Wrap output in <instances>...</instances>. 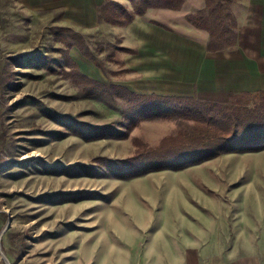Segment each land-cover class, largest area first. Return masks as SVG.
I'll use <instances>...</instances> for the list:
<instances>
[{
	"label": "rangeland",
	"instance_id": "rangeland-1",
	"mask_svg": "<svg viewBox=\"0 0 264 264\" xmlns=\"http://www.w3.org/2000/svg\"><path fill=\"white\" fill-rule=\"evenodd\" d=\"M161 12L139 16L129 35L128 26L102 19H89L86 27L69 23L62 8L34 11L25 0H0V236L12 220L0 264H8L6 258L10 264H184L180 258L189 249L197 250L200 264H229L247 261V252L264 246V150L162 171L104 165L100 158L133 157L136 138L157 147L165 137L191 131L194 122L168 113L132 123L122 100L107 98V105L87 98L64 70L25 61L45 54L65 63L61 49L68 47L53 30L68 27L106 66L69 48L87 77L143 95L166 92L153 81L129 88L139 78L131 65L150 58L127 62L131 54L121 50L137 51L143 37L136 34L146 25L169 22ZM170 28L196 37L181 24ZM53 114L111 130L88 140ZM118 130L123 136L113 137ZM254 227L262 238L251 241Z\"/></svg>",
	"mask_w": 264,
	"mask_h": 264
},
{
	"label": "trees",
	"instance_id": "trees-1",
	"mask_svg": "<svg viewBox=\"0 0 264 264\" xmlns=\"http://www.w3.org/2000/svg\"><path fill=\"white\" fill-rule=\"evenodd\" d=\"M131 8L117 0H107L99 10V19L113 26H129L137 16H144L150 9L182 10L186 0H127ZM207 7L195 13H189V20L197 29L210 34L208 51H233L236 49L239 33L237 18L231 14L229 0H206ZM163 28H168L159 24ZM158 25V26H159ZM55 38L67 49L65 63L49 55L38 54L37 59L25 57L31 66L44 64L54 73L64 70V77L82 87L85 97H92L109 105L107 98H118L125 102L129 109L128 119L140 122L144 119H162L169 115L180 114L192 120L191 131H183L175 136L162 139L157 147L147 145L139 138L133 157L112 160L104 157L99 161L110 167L125 168L131 171H162L163 169H180L187 165L197 164L221 154L264 150V90L255 92L232 93L227 103L202 101L197 97L167 96L157 94H139L122 85L108 86L104 82L87 77L70 56L69 48L76 46L95 66L106 70L104 61L100 60L88 47L84 37L73 29L58 26L53 30ZM130 54L137 51L121 48ZM59 66L60 69L53 67ZM22 64V61H20ZM59 124H69L77 135L86 139L103 137L111 127H97L84 122H68V116L52 115ZM132 123H135L134 120ZM113 137L123 136L121 131L112 132ZM2 167V165H0Z\"/></svg>",
	"mask_w": 264,
	"mask_h": 264
},
{
	"label": "crops",
	"instance_id": "crops-1",
	"mask_svg": "<svg viewBox=\"0 0 264 264\" xmlns=\"http://www.w3.org/2000/svg\"><path fill=\"white\" fill-rule=\"evenodd\" d=\"M25 1L26 5L32 6L34 11L43 8H62L67 13V22L86 27L89 25V19L99 21L100 7L107 0ZM117 1L124 4L127 0ZM229 1L231 14L238 21L239 39L236 49L218 51V53L208 51L207 44L210 34L204 29H197L189 20H186L189 13H195L206 8V0H186L182 10L163 8L148 10L151 12L163 11L161 12L162 16L169 22H154V24H149L151 31L146 25L136 34H140L143 38L140 46L135 48L138 53L128 54L130 56L126 57L127 62L134 59L138 60L141 57H149L150 59L146 63L141 61L139 64L131 65L139 74V78L129 81V88L132 87L133 82L153 81L160 86L167 87L166 92L157 94L197 97L204 102L216 103H227L234 92L263 91L264 0ZM125 4V6L131 7L130 1ZM140 18L139 16L136 17L134 22L127 27L126 30H129L127 32L129 35H133L130 29L138 23ZM159 24L168 27V30ZM175 24H181L184 28H188L190 33L195 34V39H188L187 35L178 33L179 31L174 28ZM167 69L168 72H166ZM253 230L256 233L250 235L251 241L262 238L257 235L259 228L254 227ZM186 252L188 257L186 259L180 258L184 264H200L201 257L196 253L197 250L189 249ZM247 254V258H249L247 261L239 263L229 259V264H264V246H261L260 250L257 247L256 251L253 250V253L247 252ZM209 258L205 259L209 260ZM212 262L211 260L210 262L206 261V264H212ZM213 264H223V262L216 261Z\"/></svg>",
	"mask_w": 264,
	"mask_h": 264
},
{
	"label": "water",
	"instance_id": "water-1",
	"mask_svg": "<svg viewBox=\"0 0 264 264\" xmlns=\"http://www.w3.org/2000/svg\"><path fill=\"white\" fill-rule=\"evenodd\" d=\"M11 221H12V220L9 219L8 223L5 225L4 230H3V232H2V234H1V236H0V250H1L2 255L4 254L3 249H2V244H1V242H2V237H3L4 233H5V231L9 228V226H10V222H11ZM4 258H6V257H4ZM6 261H7L8 264H10V263H9V260H8L7 258H6Z\"/></svg>",
	"mask_w": 264,
	"mask_h": 264
}]
</instances>
